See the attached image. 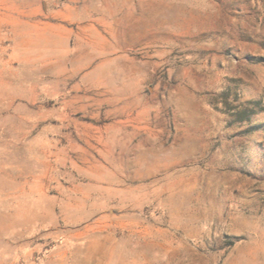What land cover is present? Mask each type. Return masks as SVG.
Segmentation results:
<instances>
[{
  "label": "rangeland",
  "instance_id": "374dc122",
  "mask_svg": "<svg viewBox=\"0 0 264 264\" xmlns=\"http://www.w3.org/2000/svg\"><path fill=\"white\" fill-rule=\"evenodd\" d=\"M0 264H264V0H0Z\"/></svg>",
  "mask_w": 264,
  "mask_h": 264
}]
</instances>
